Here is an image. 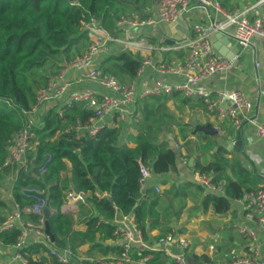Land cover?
<instances>
[{"label":"trees","instance_id":"trees-1","mask_svg":"<svg viewBox=\"0 0 264 264\" xmlns=\"http://www.w3.org/2000/svg\"><path fill=\"white\" fill-rule=\"evenodd\" d=\"M150 1L0 0V166L7 155V141L21 126L19 113L33 105L37 89L44 86L50 76L87 49L90 40L83 23L88 22L89 16L99 20L102 28L113 34L119 16L147 17L143 9L150 5ZM218 1L223 7L229 2ZM181 51L168 54L182 58L184 54ZM141 62L140 56L122 51L108 55L99 68L120 82L133 81ZM168 100L166 96L137 100L132 116L136 118L135 122L121 123L117 127L103 126L93 138L78 136L74 130L77 122L83 124L90 115V111L80 104L70 108L64 106L62 116H58L57 106L45 112L42 127L35 131L34 150L28 152L30 170L17 172L11 196L23 206L30 201L19 194L20 188L36 186L46 189L49 231L55 247L69 248L76 256L79 247L88 245L87 258L107 255L114 248L104 242L114 237L111 221L117 214L130 215L145 241L152 238L149 234L154 230L158 231L157 241L168 233H175L171 222L179 220L187 191L195 188L202 192L203 188L183 182L172 183L162 193L155 192L153 186L140 190V165L149 166L153 175L177 173L180 154L170 147L167 140L159 139L161 133L179 137L189 148V155L197 152L192 170L211 172L213 182L221 186L222 195L204 194L200 203L204 212L211 208L215 214L223 215L229 211L232 199H240L257 188L260 176L252 174L238 160L227 158L222 148L214 152L215 139L202 134L196 135L197 142L193 144L188 139L191 126L177 119L175 112L180 113L183 108H204L200 100L174 93L170 96L174 110L168 107ZM222 127L224 130V124ZM127 128L135 133L126 134L123 141L122 135ZM47 155H50L48 161ZM66 162L70 164L69 170ZM43 164L46 172L40 176L38 168ZM70 184L81 193H89L86 203H79L76 213L77 220L85 225L84 230L73 227L74 216L71 213L60 211L66 192L72 189ZM164 200L183 203L175 210L173 206L161 208L160 203ZM22 218L36 221V216L31 214H24ZM4 219L5 215L0 213V224ZM19 232L17 228L1 230V243L14 244ZM177 232L184 233L185 229L179 228ZM232 242L231 236L216 249L227 253ZM39 248L52 259L53 255L45 245L32 244L23 250L31 263V255ZM151 253L160 258V251ZM186 255L196 264L210 261L204 254Z\"/></svg>","mask_w":264,"mask_h":264},{"label":"built area","instance_id":"built-area-1","mask_svg":"<svg viewBox=\"0 0 264 264\" xmlns=\"http://www.w3.org/2000/svg\"><path fill=\"white\" fill-rule=\"evenodd\" d=\"M190 1L201 10L207 12L214 19L208 24L193 26L195 37L179 43L176 47L184 50L182 58H174L157 66L160 74H170L179 78L178 83L169 84L160 80L150 87L139 88L135 81L120 82L115 76L103 72L98 66H93L95 57L108 50V44L119 43L125 47L136 45L130 41L129 32L143 26L155 23L175 22L183 12L190 9ZM264 0L243 10L224 11L218 0H156V17L140 18L137 15H121L115 21V26L122 30V38L113 37L100 25L99 20L89 16V20L83 23L90 43L87 49L79 56L65 63L60 70L50 76L44 86L37 89L33 105L28 110L19 113L21 126L18 131L7 141V155L0 166V171L10 169L16 174L19 170L27 173L30 170V158L28 152L34 150L33 138L35 131L42 127L38 124V114L41 110L57 106L58 116L63 115V107H73L80 104L83 109L89 110L90 115L83 124L76 123L77 135H86L93 138L98 130L103 127H117L121 123L135 122L132 106L137 100L149 96H172L179 93L181 96L200 100L206 112L212 115L217 125L215 129L221 135L222 124L227 121L234 130L240 131L244 121H249L250 102L243 92L219 91L211 92L199 87L212 76L228 71L232 66V59L218 54L212 47V35L219 32L229 37L242 49L251 46L254 37L264 39V14L260 12V5ZM210 11V12H209ZM211 13V14H210ZM218 14L223 15V22H216ZM237 54L233 56L236 58ZM259 64L255 63L257 67ZM144 67H154L150 58L142 60L137 71L139 75ZM89 82L93 88H75V84ZM50 106L49 108H47ZM256 134L264 144V120L257 125ZM173 149L178 150L177 144ZM50 155H47V161ZM179 162L186 164V159L180 155ZM46 172L43 164L38 168V174L42 176ZM195 182L206 192L223 194L221 186L213 182L211 172L198 173L193 171ZM151 172L149 166L140 165V178L138 180L140 190L146 186ZM155 192L160 193L159 187H154ZM19 194L30 201V204L21 206L11 196L10 211L5 215L0 224V231L17 228L20 232L17 240L12 244L14 252L11 261L19 264H38L33 259L29 261L27 253L23 251L27 247L29 235L44 240L48 250L52 253V264H73V253L69 248H57L46 237L44 209L48 207L46 189L36 186L20 188ZM89 193H74L72 189L67 191L61 210L76 213L78 204L86 203ZM98 195L97 192H95ZM230 203L240 205L241 217L235 225L236 233L247 241V252L238 254L234 250L225 253V264H264L256 245L257 229L264 230V179H261L254 191L246 193L240 199H232ZM36 216V221L23 219L22 215ZM114 225L112 240L116 242L117 251L114 254L96 256L90 259L92 264H188L187 251L189 244L184 236L168 233L159 240L163 247L157 248L143 240L141 231L136 227L130 215L117 214L111 221ZM1 244V241H0ZM173 247H168V246ZM214 245L210 246L214 250ZM160 251V258L151 252ZM0 264H8L0 261ZM202 264H213L210 260Z\"/></svg>","mask_w":264,"mask_h":264},{"label":"crops","instance_id":"crops-1","mask_svg":"<svg viewBox=\"0 0 264 264\" xmlns=\"http://www.w3.org/2000/svg\"><path fill=\"white\" fill-rule=\"evenodd\" d=\"M258 1L259 0H229L228 4L226 3V7H221L224 11H229L231 9L243 10L257 3ZM189 5L190 9L186 12H183L180 16L187 25V32L185 33L184 41L195 37L196 34L193 32L194 25H206L214 19L213 16H209L207 12L196 7L193 1H190ZM143 12L147 14V18H155L156 0H151L150 5L145 7ZM260 12L264 14V2H262L260 5ZM189 21H191V24H188ZM215 21L223 22V15L218 14L215 18ZM110 35L113 37L122 38L124 33L122 30H119L116 27L114 33ZM176 37L177 34L174 33L171 39L177 40ZM129 38L130 41H133V43L136 45L127 48L124 46V44H108V50L98 54L93 60L92 65L99 67L108 55L117 54L122 51H128L133 55L140 56L142 60L150 58L154 63V67H144L142 72L134 79L139 88L150 87L157 80L169 84L179 82L178 77L170 74H160L156 69L160 63L177 58L172 54H168V52L179 51V49L176 47L179 45V43H181L178 42L174 45L165 44L164 40L166 37L163 29V23H155L149 26L132 29L129 32ZM211 41L212 44L215 42L214 34L212 35ZM230 41L235 43L231 39ZM181 52L184 54V50ZM255 63H258L259 65L256 67ZM73 87L93 88L94 85L90 84L89 82H84L81 84H75ZM199 87L213 93L219 91L239 90L247 97L250 102V120L246 122L244 121L242 129L240 130L244 140L243 150L240 153L225 151L227 153L226 157L238 160L239 163L252 174L258 175L261 179H264V144H262L261 140L256 134L257 125H259L262 120H264V39L256 36L251 40L250 47L245 49L239 47L237 57L232 58L231 68L226 72L212 76L200 84ZM167 98L169 99L167 102L168 107L171 110H174V105L170 100V96ZM194 100L198 101V99ZM134 106L135 105L132 106L133 112ZM49 107L50 106L47 108ZM46 111V109H43L38 114L37 118L39 125L40 123L42 124V118ZM181 113L188 116L186 119L183 118L181 120L184 123L189 124L191 119H195L199 124L210 123L214 127L217 125L215 118L208 114L203 107H194L192 109L183 108ZM175 114L178 115L179 113L176 111ZM223 124L225 128L221 135L225 137L228 128L232 129L235 133L236 130H234L227 121H225ZM191 130L192 127L188 131V139L191 140L193 144L197 142V134L191 135ZM130 132L135 133L133 129L127 128L125 133L122 135L123 141H125L126 134ZM174 134H177V132L175 131ZM172 138V140L169 138L166 140L169 142L171 148H173L172 146L174 143L178 145L179 149L177 151L182 157L186 159V164L179 162L178 158L177 173H166L162 175L151 174L147 179L145 188L148 186L159 187L161 190L160 193H162L164 190L168 189L172 183L181 184L183 182H191L193 184H197L194 180L192 167L188 166V160L193 156L194 151L192 152V155H189V148L183 144V141L179 137L174 138V136H172ZM208 159L209 157L206 158V160ZM201 162H203V160H201ZM66 165L67 169L69 170L70 164L66 162ZM66 175H68V173L65 174V176ZM14 180L15 172L13 170L4 169L0 171V203H2L0 205V213H3L4 215H6L11 209V188ZM205 193L206 191L204 189L202 192L196 190L195 188L188 190L187 197L183 201L184 207L180 214L179 220L171 222V226L173 227L177 236H184L187 238L189 244L187 254H204L210 258L213 264H225L226 252H219L216 249V246L223 244V242L229 237L232 236L233 238L230 250H234L238 254L247 252V241L243 236L238 235L235 230V225L241 217L240 205L236 203H230L229 211L223 215L215 214L211 208H208L207 211L204 212L200 208V203ZM162 202L160 203V206ZM76 213H71L74 216L73 227L77 230H84L85 225L83 222H79L77 220ZM179 228H184L185 232L178 233L177 230ZM157 234V230L150 232L149 236L152 238L149 241H146V243L156 246L157 248H161L163 247V244H158L159 240H155V236ZM256 235V245L258 246L260 257L264 259V230L257 229ZM32 244H42L48 248L44 240L35 237L34 235H29L27 238V247ZM104 244L110 248H114L113 250L109 251L107 255L114 254L117 251L116 242H114V240H106ZM212 244L215 247L214 250L210 249ZM11 245H3L2 243L0 244V261L7 262L8 264H19L18 262L10 260V257L14 252V249ZM168 247L173 246L170 245ZM87 249L88 245L79 247L77 255L73 257V264H92L90 259H88L85 255ZM96 256L105 255L97 254ZM186 257L187 261L189 258H191L188 255H186ZM31 259H33L38 264L53 263L51 258L41 248H39L37 253L31 255Z\"/></svg>","mask_w":264,"mask_h":264},{"label":"water","instance_id":"water-1","mask_svg":"<svg viewBox=\"0 0 264 264\" xmlns=\"http://www.w3.org/2000/svg\"><path fill=\"white\" fill-rule=\"evenodd\" d=\"M188 24H191V21L188 22ZM163 29L165 33L166 39L164 40L165 44L167 45H174L175 43L184 41L185 33L187 32V25L185 21L180 17L175 22L172 23H163ZM177 34V40H172L173 34ZM215 42L212 44L213 49L220 55L232 59L235 54L239 52V47L232 43L229 39V37L223 35L222 33H215L214 34ZM230 47V49H229ZM190 126L192 127L191 135L195 134H202L204 136H207L209 138L215 139L216 146L213 147V151L215 152L219 147L223 148L226 152H233V153H240L243 150L244 146V140L242 137L241 131H235L233 132L232 129L228 128L226 131V136L219 135L215 127L210 124H199L195 119H191L189 121ZM197 155V152L194 151L193 156L189 158L188 160V166H193V160L194 157ZM72 187V190L75 194H77L79 191L73 187L72 184H70ZM61 213L68 214L70 211L68 210H61ZM44 215H45V235L49 239L51 243H53L54 238L51 235L49 231V224L48 220L50 217V210L48 207H45L44 209ZM188 264H196L192 258L188 259Z\"/></svg>","mask_w":264,"mask_h":264},{"label":"rangeland","instance_id":"rangeland-1","mask_svg":"<svg viewBox=\"0 0 264 264\" xmlns=\"http://www.w3.org/2000/svg\"><path fill=\"white\" fill-rule=\"evenodd\" d=\"M177 116H179V117H177ZM176 117H177V119H179V120H182L183 118L184 119H186L188 116L187 115H185V114H182L181 112L178 114V115H176ZM181 118V119H180ZM172 136H173V134H165V133H161L160 134V136H159V139H173L172 138ZM170 201L169 200H164L163 202H162V204H161V208H166V207H170V206H173L174 207V209L173 210H175L176 208H178L179 206H180V204H182L183 202H173V203H169ZM174 204V205H173ZM79 205V204H78Z\"/></svg>","mask_w":264,"mask_h":264}]
</instances>
